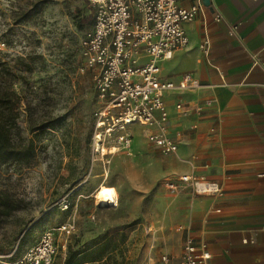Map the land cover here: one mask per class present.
Returning a JSON list of instances; mask_svg holds the SVG:
<instances>
[{"label":"rangeland","instance_id":"1","mask_svg":"<svg viewBox=\"0 0 264 264\" xmlns=\"http://www.w3.org/2000/svg\"><path fill=\"white\" fill-rule=\"evenodd\" d=\"M91 24L87 0H0V98L7 91L19 97L0 100V111L3 118L8 107L19 113L13 140L31 141L34 152L29 161L0 162V188L22 205L0 219V264H24L20 256L46 229L57 244L81 250V264L178 263L182 240L166 206L169 190L164 178H152L150 163L141 165V155H159L147 147L144 130L132 128V147L144 151L92 163L98 102L80 48ZM101 184L117 188V206L97 205ZM63 197L66 210L58 205ZM67 221L75 231L64 238L58 225ZM65 249L59 246L52 264H62Z\"/></svg>","mask_w":264,"mask_h":264},{"label":"crops","instance_id":"2","mask_svg":"<svg viewBox=\"0 0 264 264\" xmlns=\"http://www.w3.org/2000/svg\"><path fill=\"white\" fill-rule=\"evenodd\" d=\"M182 27L188 43L159 61L160 76L178 81L189 72L200 85L164 92V123L177 150L161 154L146 139L159 155H141V165L150 163L154 180L192 173L222 189L197 194L186 184L164 186L170 219L180 228L177 261L190 236L198 251L208 250L210 264H264V175L258 176L264 172V0H209ZM133 125L144 130L132 124L129 153L116 155H132Z\"/></svg>","mask_w":264,"mask_h":264},{"label":"built area","instance_id":"3","mask_svg":"<svg viewBox=\"0 0 264 264\" xmlns=\"http://www.w3.org/2000/svg\"><path fill=\"white\" fill-rule=\"evenodd\" d=\"M181 1L87 0L92 8V24L80 40V48L86 65L94 71L98 102L92 112V163H109L119 151L128 154L132 140L130 126L134 123L144 127L146 139L161 154L176 152L178 143L167 133L164 123L167 119L164 92L197 87L200 82L189 72L183 73L178 81L163 79L159 61L187 45L182 23L194 19L204 8L202 0H194L187 6ZM214 17L219 19L220 13L216 12ZM235 28L231 25L229 34H235ZM207 44L205 39L203 46ZM176 107H181L179 101ZM263 175L264 172L258 174ZM184 184L197 194L222 193L218 182L192 173L164 179L168 189ZM58 205L61 210L68 209L67 198H61ZM58 230L67 238L75 231V224L61 223ZM148 232H152L150 227ZM59 246L65 249L66 241L57 244L52 232L46 229L38 241L24 250L19 261L52 264ZM161 259L166 261V255ZM209 259L208 250L198 251L194 239L184 237L178 264H210Z\"/></svg>","mask_w":264,"mask_h":264},{"label":"trees","instance_id":"4","mask_svg":"<svg viewBox=\"0 0 264 264\" xmlns=\"http://www.w3.org/2000/svg\"><path fill=\"white\" fill-rule=\"evenodd\" d=\"M89 16L90 15L82 17L80 22L82 23L84 19L90 18ZM0 100L8 101L10 104L14 100L19 102V97H17L13 91H7L5 98H0ZM18 114L17 111L14 113L12 112V107H8V114H5L7 116L3 118L4 114L0 111V162L29 161L30 158L33 157L34 152L31 141L18 144L13 140V136L17 132L13 131L12 126H14L15 118ZM50 125L51 124L48 123L43 126ZM21 207L20 199L16 198L13 193L0 188V219L10 216L14 211ZM81 255V250L74 249L72 244H67L62 264H81L83 262L80 260Z\"/></svg>","mask_w":264,"mask_h":264},{"label":"bare ground","instance_id":"5","mask_svg":"<svg viewBox=\"0 0 264 264\" xmlns=\"http://www.w3.org/2000/svg\"><path fill=\"white\" fill-rule=\"evenodd\" d=\"M95 198L98 200L99 206H117V192L111 186H100L95 192Z\"/></svg>","mask_w":264,"mask_h":264},{"label":"water","instance_id":"6","mask_svg":"<svg viewBox=\"0 0 264 264\" xmlns=\"http://www.w3.org/2000/svg\"><path fill=\"white\" fill-rule=\"evenodd\" d=\"M205 5H209V0H202Z\"/></svg>","mask_w":264,"mask_h":264}]
</instances>
